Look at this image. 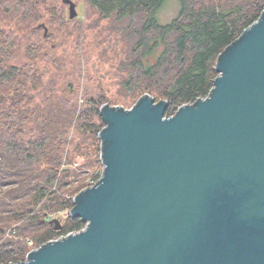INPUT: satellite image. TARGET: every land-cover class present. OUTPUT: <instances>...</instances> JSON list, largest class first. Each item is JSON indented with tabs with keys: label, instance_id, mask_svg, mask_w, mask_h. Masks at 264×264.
<instances>
[{
	"label": "water",
	"instance_id": "water-1",
	"mask_svg": "<svg viewBox=\"0 0 264 264\" xmlns=\"http://www.w3.org/2000/svg\"><path fill=\"white\" fill-rule=\"evenodd\" d=\"M214 69L170 116L148 93L103 104V170L69 211L84 226L8 264H264V9Z\"/></svg>",
	"mask_w": 264,
	"mask_h": 264
},
{
	"label": "trees",
	"instance_id": "trees-1",
	"mask_svg": "<svg viewBox=\"0 0 264 264\" xmlns=\"http://www.w3.org/2000/svg\"><path fill=\"white\" fill-rule=\"evenodd\" d=\"M86 1L100 18L129 20L128 34L135 37L133 50L137 55L128 80L135 78L131 82L133 91L141 84L154 100H167V116L180 105L210 93L219 53L264 9V0H178L177 14L160 24L157 11L166 0ZM37 2L0 0V239L13 222H20L15 227L30 232L41 245L84 226L78 217L69 214L67 221L54 229L46 214L73 206L66 191H59L73 173L66 167L72 164L68 157L73 150L65 149L66 143H72L69 128L78 120L95 137L105 122L99 109L102 101L91 98L90 104L83 106L69 96L63 97L65 101L51 99L46 91L40 96L42 102L36 101L37 87L48 85L55 90L52 81H43V72L31 59L27 64L11 61L20 42L10 27V19L23 21ZM30 45L32 42H27V51H32ZM40 47L35 44V53ZM158 47L162 48L156 54ZM153 55L155 61L151 62ZM127 84L131 89L129 81ZM25 253L23 242L6 240L0 243V264L22 261Z\"/></svg>",
	"mask_w": 264,
	"mask_h": 264
},
{
	"label": "rangeland",
	"instance_id": "rangeland-1",
	"mask_svg": "<svg viewBox=\"0 0 264 264\" xmlns=\"http://www.w3.org/2000/svg\"><path fill=\"white\" fill-rule=\"evenodd\" d=\"M72 1L75 3L77 13L73 18H69L68 5L62 0H44V2L39 0L23 21L17 20L16 17L6 18L7 22L11 18L10 27L12 26L20 42L16 45L17 55L11 61L27 64L31 59L35 61L38 70L43 72V81H52L55 90L49 89L48 85L37 87L38 92L35 91L34 94L38 102H42L40 96L42 97L43 92L46 91V95L51 99L59 98L65 101L63 97L69 96L71 100L76 99L78 104L83 106L90 104V100L94 99L102 101L101 106L107 103L125 109L131 108L143 94L148 92L141 84L136 87V91H133L131 82L135 78L128 80L133 74L131 66L137 55L133 50L135 37L128 34L129 20H117L113 16L100 18L95 8L86 0ZM178 8V0H166L157 11L156 20L160 24L169 22L177 14ZM20 14L22 15L21 11ZM27 42H32L30 45L32 51L26 50ZM36 43L41 47L37 48L35 53ZM161 48L158 47L156 54ZM155 55L150 56L151 62L155 61ZM127 81L130 82L131 89L128 88ZM63 88L66 91L73 89L74 92L62 93ZM92 118L99 123L96 116ZM84 128L77 120V124L70 127L68 132L72 137V143L65 145V149L73 150L68 157V160H72V164L66 165L73 173L67 178L70 182L61 186L59 191H66L65 196L71 197L72 200L80 191L93 185L103 170L99 136L97 134L95 138ZM74 175L75 180H72ZM70 209L51 211L46 216L50 221L58 219L62 225L67 221ZM17 224L20 222H13L2 233L0 243L4 244L10 239L23 242L26 252L24 258H26L30 251L40 245L31 237L30 232L15 227ZM74 231L76 230L65 234ZM65 234H59L54 238Z\"/></svg>",
	"mask_w": 264,
	"mask_h": 264
},
{
	"label": "built area",
	"instance_id": "built-area-1",
	"mask_svg": "<svg viewBox=\"0 0 264 264\" xmlns=\"http://www.w3.org/2000/svg\"><path fill=\"white\" fill-rule=\"evenodd\" d=\"M75 232V231H74ZM66 235V234H65ZM65 235H63V236H65ZM60 237H62V236H60ZM55 239V238H54ZM51 240V239H50Z\"/></svg>",
	"mask_w": 264,
	"mask_h": 264
},
{
	"label": "flooded vegetation",
	"instance_id": "flooded-vegetation-1",
	"mask_svg": "<svg viewBox=\"0 0 264 264\" xmlns=\"http://www.w3.org/2000/svg\"><path fill=\"white\" fill-rule=\"evenodd\" d=\"M59 229V228H58Z\"/></svg>",
	"mask_w": 264,
	"mask_h": 264
}]
</instances>
